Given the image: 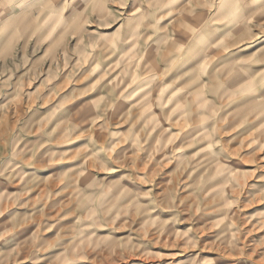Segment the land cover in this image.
<instances>
[{
  "label": "rangeland",
  "instance_id": "rangeland-1",
  "mask_svg": "<svg viewBox=\"0 0 264 264\" xmlns=\"http://www.w3.org/2000/svg\"><path fill=\"white\" fill-rule=\"evenodd\" d=\"M0 264H264V0H0Z\"/></svg>",
  "mask_w": 264,
  "mask_h": 264
},
{
  "label": "bare ground",
  "instance_id": "bare-ground-1",
  "mask_svg": "<svg viewBox=\"0 0 264 264\" xmlns=\"http://www.w3.org/2000/svg\"><path fill=\"white\" fill-rule=\"evenodd\" d=\"M227 2H228V0H227ZM229 4V3H228ZM183 5V4H182ZM193 21V20H192ZM180 26V25H179ZM182 28V27H181ZM176 29V28H175Z\"/></svg>",
  "mask_w": 264,
  "mask_h": 264
}]
</instances>
